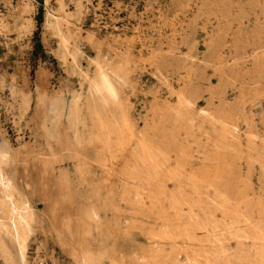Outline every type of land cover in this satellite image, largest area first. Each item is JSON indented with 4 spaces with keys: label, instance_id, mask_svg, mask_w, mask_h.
Masks as SVG:
<instances>
[{
    "label": "rangeland",
    "instance_id": "1",
    "mask_svg": "<svg viewBox=\"0 0 264 264\" xmlns=\"http://www.w3.org/2000/svg\"><path fill=\"white\" fill-rule=\"evenodd\" d=\"M53 16L78 47L83 67L100 54L127 72L121 105L128 124L121 130L119 108L109 110L106 147L88 121L80 125L79 145L66 123L59 137L42 132L46 107L38 108L37 92L68 98L81 90L48 26ZM218 44L224 60L214 57ZM263 45L264 0H0V142L14 156L6 172L37 218L27 264H84V249L105 252L101 264H240V248L252 256L259 246L252 239L206 240L215 239L213 225L222 233L237 226L250 231L264 220V173L248 156L250 142L264 154V72L253 68L256 60L264 64V49L254 52ZM183 90L194 103L196 128L204 127L178 133L194 156L185 176L193 166L197 173L216 168L206 157L223 133L205 117L220 118L229 104L238 148L230 155L241 177L225 176L219 185L202 182V171L199 181L163 179L180 161L161 107ZM146 123L148 141L169 158L151 184L136 154ZM134 168L137 180L129 178ZM63 171L70 184L59 178ZM90 207L101 213L98 227L88 218ZM0 264H9L1 251Z\"/></svg>",
    "mask_w": 264,
    "mask_h": 264
},
{
    "label": "bare ground",
    "instance_id": "2",
    "mask_svg": "<svg viewBox=\"0 0 264 264\" xmlns=\"http://www.w3.org/2000/svg\"><path fill=\"white\" fill-rule=\"evenodd\" d=\"M48 1L49 0H47V2ZM48 26L58 36L61 57L68 65L71 73L79 77L81 90L73 92L68 98L63 94L48 98V96L41 91L37 92L36 97L38 108L46 107L42 132L44 131L49 139L55 138L56 136L59 137L62 134V124L66 123V125L74 131L75 145H79L81 143L79 141L81 138L80 125L88 121L91 123L92 127L96 129V140L103 142L104 147H106L108 145V137H105L103 132L108 128L109 110L114 107L119 108L121 130H124V126L126 127V124H128V118L124 114L121 105L124 88L129 84L127 72L122 65L111 66L107 64L105 61L106 59L104 60L100 54L91 58L87 67H83L79 58V49L77 46H72L71 36L67 35L62 30L61 19L57 16L50 17L48 20ZM220 46L221 44L214 46V57L217 60H224L220 53ZM262 49H264V45L254 51L255 55H257L258 51ZM253 68L259 72H264V64L261 63L260 60H256V63L254 62ZM29 99L30 98L28 97L24 98L25 110L30 107ZM230 106L231 105L229 104H223L221 114H226V116L222 115L224 116H221L222 118L212 119L209 117L210 114L205 117L210 121L209 123L214 126V128L217 127V124L219 125L220 128L218 130L215 129V132L221 131V133H223L221 137V134L217 133V138L214 139L212 144L214 153L211 157H206V160L216 162V168L214 170L200 169V172L202 171L205 174L201 181L209 185H219L225 176H229L230 178L241 177V173L235 163L236 158L233 155H230L231 151L238 149L236 148V143L233 141L236 138L234 131L235 125L233 124L235 122L233 121V112L235 108ZM194 111V103L188 98L185 90L178 92L177 100L174 104H167L161 107V121H170L173 126V129L171 130L174 134L173 140H176L179 143L178 159L180 163L176 165V170H172L167 175L166 173L163 175L164 172L162 173V171L164 169V164L169 158L164 151L158 148V146L153 145L152 142L148 141L145 135L147 131L150 130V123L145 124L144 129L141 131L142 140L139 147L140 149L136 154L147 183L151 184V181L157 179L160 175H163V179L167 178L174 183L182 182V180H186L187 182L199 181L197 176L200 172L197 173L198 169H195L194 166L191 167V176H185L187 169L192 166L191 164L192 161H194V156L188 145L180 142L178 136V133H180L181 130H186V133L188 134L195 130L197 124L196 118L193 116ZM129 128L130 127H128V129ZM198 128L200 131V129H203L204 127L200 126ZM250 143L254 144L252 142ZM173 144L174 143L171 145ZM250 145L248 147V150L250 149L248 151V156L250 160L252 159L260 162L261 170L264 173V154L262 151L253 152L254 150H252ZM38 147L42 146L39 145ZM254 154H256V156ZM13 160L14 156L12 155V149L9 144L4 140L1 141L0 251L6 263L27 264L30 241L35 232L37 218L30 201L20 193L14 179L9 178L8 173L6 172V167H8ZM59 178L65 184H70L71 182L65 171H63L62 175L59 174ZM129 178L131 180H137L139 178V171L134 168V170L131 171ZM47 180L49 179L47 178ZM262 181H264V179H262ZM261 204L262 206L264 205L262 202ZM87 215L91 221L96 223L97 227L103 221L101 213L95 207H90ZM194 227L197 229L198 224H194ZM213 227L215 231V239L213 240L208 236L206 241L209 243L213 242V245H217V242L225 244L226 241L233 239L239 243L252 239L254 242L258 243L259 246L255 249L252 256L245 254L241 248L238 249L237 253L239 256L238 258L240 259V264H264V220L261 225L254 226L250 231L237 226V230H233L232 227H227L226 229H228L229 232L225 230V232L222 233L218 230L217 226L213 225ZM221 251L219 250L216 255L219 257L223 256L226 249H221ZM106 258L107 256L105 255V252L94 254L92 250L84 249V264H101ZM183 264H199V262L196 260H188ZM226 264H229V262L227 261Z\"/></svg>",
    "mask_w": 264,
    "mask_h": 264
}]
</instances>
